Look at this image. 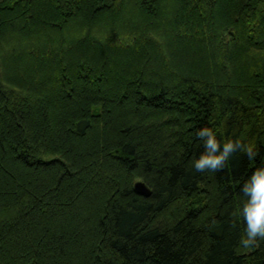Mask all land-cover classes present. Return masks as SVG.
Instances as JSON below:
<instances>
[{
    "label": "trees",
    "instance_id": "1",
    "mask_svg": "<svg viewBox=\"0 0 264 264\" xmlns=\"http://www.w3.org/2000/svg\"><path fill=\"white\" fill-rule=\"evenodd\" d=\"M257 178L264 0H0V264H264Z\"/></svg>",
    "mask_w": 264,
    "mask_h": 264
},
{
    "label": "clouds",
    "instance_id": "2",
    "mask_svg": "<svg viewBox=\"0 0 264 264\" xmlns=\"http://www.w3.org/2000/svg\"><path fill=\"white\" fill-rule=\"evenodd\" d=\"M207 129V128H205ZM200 132V131H199ZM205 133L201 132V135ZM240 143L239 141H236ZM208 146L215 152L218 147V141L215 136H212L208 140ZM233 143L229 141L226 144L225 152L221 157H214L212 155H204L199 160L195 161V169L197 171H203L207 166H211L213 169L216 168L218 164L221 163V160L227 156V153L232 149ZM246 153H250L249 158H253L255 153L251 146H246ZM242 191L247 195L251 192L252 201L251 209L245 207L244 209V219L248 221L246 232L248 235V240H244L243 244L245 248H248L252 244L257 243V238L264 239V179L257 178L255 180V185L252 189H249L245 184L242 188ZM243 240V239H242Z\"/></svg>",
    "mask_w": 264,
    "mask_h": 264
},
{
    "label": "water",
    "instance_id": "3",
    "mask_svg": "<svg viewBox=\"0 0 264 264\" xmlns=\"http://www.w3.org/2000/svg\"><path fill=\"white\" fill-rule=\"evenodd\" d=\"M134 189L137 193L145 196H150L152 193L149 186L143 180L136 181L134 184Z\"/></svg>",
    "mask_w": 264,
    "mask_h": 264
}]
</instances>
